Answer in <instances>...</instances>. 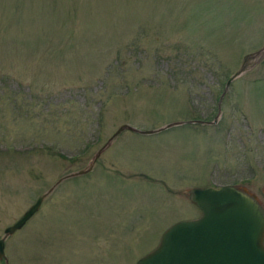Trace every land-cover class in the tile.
<instances>
[{"label": "rangeland", "instance_id": "374dc122", "mask_svg": "<svg viewBox=\"0 0 264 264\" xmlns=\"http://www.w3.org/2000/svg\"><path fill=\"white\" fill-rule=\"evenodd\" d=\"M263 50L264 0H0V238L121 126L180 124L117 135L5 240L8 264H136L200 216L192 190L264 210Z\"/></svg>", "mask_w": 264, "mask_h": 264}, {"label": "water", "instance_id": "95a60500", "mask_svg": "<svg viewBox=\"0 0 264 264\" xmlns=\"http://www.w3.org/2000/svg\"><path fill=\"white\" fill-rule=\"evenodd\" d=\"M260 53L264 55V50ZM245 69L243 64L227 85ZM177 125L180 124H169L153 131H139L128 125L118 128L83 170L60 178L20 219L4 230L0 238V260L8 264L4 252L5 240L25 226L59 184L88 174L122 131L149 135ZM190 200L201 212L200 216L170 226L162 234L158 245L136 264H264V210L254 196L233 186H216L192 190Z\"/></svg>", "mask_w": 264, "mask_h": 264}, {"label": "flooded vegetation", "instance_id": "af4514ba", "mask_svg": "<svg viewBox=\"0 0 264 264\" xmlns=\"http://www.w3.org/2000/svg\"><path fill=\"white\" fill-rule=\"evenodd\" d=\"M1 263H4V261H1Z\"/></svg>", "mask_w": 264, "mask_h": 264}]
</instances>
